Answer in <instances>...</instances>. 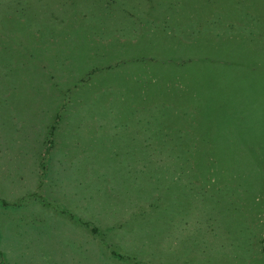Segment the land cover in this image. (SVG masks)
I'll return each mask as SVG.
<instances>
[{"label": "rangeland", "instance_id": "rangeland-1", "mask_svg": "<svg viewBox=\"0 0 264 264\" xmlns=\"http://www.w3.org/2000/svg\"><path fill=\"white\" fill-rule=\"evenodd\" d=\"M0 264H264V0H0Z\"/></svg>", "mask_w": 264, "mask_h": 264}, {"label": "crops", "instance_id": "crops-1", "mask_svg": "<svg viewBox=\"0 0 264 264\" xmlns=\"http://www.w3.org/2000/svg\"><path fill=\"white\" fill-rule=\"evenodd\" d=\"M62 105H63V104H62ZM63 106H64V105H63ZM57 118H60V117L57 116ZM42 153L47 154V150L43 151ZM37 164H38V166H37L38 168H42V167H43V170H44V171L47 170V160H46V164H44V161H43V160L39 161ZM39 179H40V180H39ZM39 179H38V182L35 184L36 187H40L41 184L44 183V181L41 179V177H39ZM42 181H43V182H42ZM42 195L45 197V203H44V205H46V204H47V203H46L47 199H46L45 193L43 194V192H42ZM3 205H5V204H3ZM46 208H47V205H46Z\"/></svg>", "mask_w": 264, "mask_h": 264}]
</instances>
